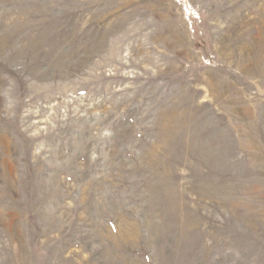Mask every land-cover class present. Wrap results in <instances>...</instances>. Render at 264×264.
<instances>
[{
  "label": "rangeland",
  "instance_id": "1",
  "mask_svg": "<svg viewBox=\"0 0 264 264\" xmlns=\"http://www.w3.org/2000/svg\"><path fill=\"white\" fill-rule=\"evenodd\" d=\"M0 264H264V0H0Z\"/></svg>",
  "mask_w": 264,
  "mask_h": 264
}]
</instances>
